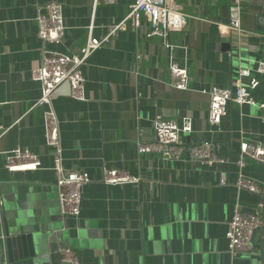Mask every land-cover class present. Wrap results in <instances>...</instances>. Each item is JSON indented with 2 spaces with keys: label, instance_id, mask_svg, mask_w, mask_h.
<instances>
[{
  "label": "crops",
  "instance_id": "0c3cea01",
  "mask_svg": "<svg viewBox=\"0 0 264 264\" xmlns=\"http://www.w3.org/2000/svg\"><path fill=\"white\" fill-rule=\"evenodd\" d=\"M132 1L0 0V126L8 128L0 139V181L13 183V196L14 190L28 192L26 220L51 238V247L60 244L75 251L78 264H251L250 252L229 255L225 232L236 200L247 209L259 200L257 194L236 189V161L241 140H264V120L259 118L264 108L230 101L211 134L208 95L202 90L233 88L239 67L254 68L264 41V32L256 28L264 27V0L242 1L240 32L233 34L229 50L218 43L214 23L227 21L232 0H173L186 24L169 32L170 49L163 47L161 37H146L145 20L136 31L130 28L125 17ZM48 2L63 6L66 29L60 44L44 43L36 33L38 8ZM92 16L97 39L112 24L124 26L83 66L86 99L70 98L62 84L51 100L63 167L90 176L81 192L80 214L73 217L61 212L42 108L30 104L40 97V83L30 79V70L40 64L43 51L78 52ZM170 59L186 66L188 90L171 86ZM259 81L252 92L258 103L264 101V76ZM157 114L177 121L190 117L193 131L181 134V141L212 139L226 162L205 167L186 159L164 161L156 153L138 154V141L155 138L152 119ZM17 146L35 153L41 167L6 171L2 152ZM244 162L243 174L264 182V165L250 158ZM103 168L126 170L141 179L108 185L102 181ZM260 239L256 234L252 250ZM48 258L9 264H60L52 253ZM0 264H5L1 256Z\"/></svg>",
  "mask_w": 264,
  "mask_h": 264
},
{
  "label": "built area",
  "instance_id": "2783aa9c",
  "mask_svg": "<svg viewBox=\"0 0 264 264\" xmlns=\"http://www.w3.org/2000/svg\"><path fill=\"white\" fill-rule=\"evenodd\" d=\"M173 0H133L125 20L132 30L141 26V21L148 24L146 37L158 36L163 39V47H173L167 40L170 31H181L186 24V16L176 10ZM243 0H232L228 7L226 22H215L216 36L219 44L230 42L233 34L240 32V6ZM42 9V10H41ZM37 36L44 42L60 44L66 26L64 24L63 6L59 2H48L38 8L36 15ZM124 23L112 24L108 33L97 39L92 35L94 27L93 16L87 26L86 42L78 52H62L55 50L43 51L40 64L30 70V79L40 83V97L31 102V108H42L45 143L52 150L53 166L56 174V188L61 212L65 216L76 217L81 211V192L90 182L88 172L82 170L65 169L62 165V148L60 144L59 128L56 115L51 107L52 95L62 84H67L70 98L83 101L85 95V76L82 68L86 65L91 54L103 47L122 29ZM264 37V35H263ZM170 84L177 90L189 89V76L184 64L170 59L168 64ZM264 76V41L261 45L260 58L254 68L239 67L237 81L233 88L213 85L208 90H202L208 95V132L217 131L222 117L227 113V104L230 101L241 106L244 104L264 108V101L258 103L252 92L259 85V77ZM140 96V93H138ZM259 118L264 120V115ZM155 138L151 142L138 141V154L156 153L161 159L168 162L188 160L205 167L223 164L226 159L219 154L220 145L212 139H202L197 142H183L180 135H188L193 131L190 117L184 116L179 121L166 119L157 114L152 119ZM8 128L0 126V139ZM4 157L3 168L8 172H24L37 170L41 167L38 156L26 147L17 146L2 152ZM238 174L235 182L237 190H246L259 195V200L251 208H244L236 200L233 204L231 219L228 222L225 238L228 252L235 257L243 252H251L250 237L256 228H264V182L243 174L244 159L250 158L264 163V140L257 143L241 140L237 153ZM139 176L131 175L126 170L103 168L102 181L108 185L137 184ZM223 185V180L220 181ZM1 207V202H0ZM61 261L66 264H78L76 252L71 248H58Z\"/></svg>",
  "mask_w": 264,
  "mask_h": 264
},
{
  "label": "water",
  "instance_id": "95a60500",
  "mask_svg": "<svg viewBox=\"0 0 264 264\" xmlns=\"http://www.w3.org/2000/svg\"><path fill=\"white\" fill-rule=\"evenodd\" d=\"M256 28L264 32V27ZM221 48L229 50V42L222 43ZM257 163L264 165L261 162ZM12 184L5 180L0 181V256L3 257L5 264L27 258L46 260L51 253L60 264H66L61 261V255L57 252L58 248H65L66 245L59 244L51 247L49 245L51 238L46 237L47 235L41 229H35L31 222L26 220L27 211L30 209L28 192L14 190L13 196L9 188ZM23 185H26V182ZM258 233L261 239L250 252L251 264H264V228H256L252 231L250 244L253 246ZM55 238H59V235L56 234Z\"/></svg>",
  "mask_w": 264,
  "mask_h": 264
}]
</instances>
